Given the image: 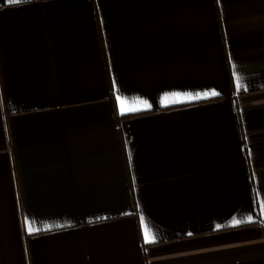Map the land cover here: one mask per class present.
Returning a JSON list of instances; mask_svg holds the SVG:
<instances>
[{
  "label": "crops",
  "instance_id": "1",
  "mask_svg": "<svg viewBox=\"0 0 264 264\" xmlns=\"http://www.w3.org/2000/svg\"><path fill=\"white\" fill-rule=\"evenodd\" d=\"M0 264H264V0H0Z\"/></svg>",
  "mask_w": 264,
  "mask_h": 264
},
{
  "label": "snow or ice",
  "instance_id": "2",
  "mask_svg": "<svg viewBox=\"0 0 264 264\" xmlns=\"http://www.w3.org/2000/svg\"><path fill=\"white\" fill-rule=\"evenodd\" d=\"M21 2V0H8V3H10V4H18V3H20ZM211 95H217V93L216 92H212L211 93ZM136 109H134V108H129V109H125L124 108V102L123 101H121V111L123 112V111H135ZM236 223H239V221H236ZM28 232L29 233H31V232H33L34 231V229L29 225L28 226ZM145 235H146V239H147V233H145Z\"/></svg>",
  "mask_w": 264,
  "mask_h": 264
}]
</instances>
